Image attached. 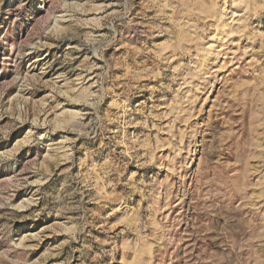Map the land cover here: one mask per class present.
Masks as SVG:
<instances>
[{
    "label": "clouds",
    "instance_id": "9594fccd",
    "mask_svg": "<svg viewBox=\"0 0 264 264\" xmlns=\"http://www.w3.org/2000/svg\"><path fill=\"white\" fill-rule=\"evenodd\" d=\"M4 4L0 264L21 189L67 230L39 264H264V0Z\"/></svg>",
    "mask_w": 264,
    "mask_h": 264
},
{
    "label": "rangeland",
    "instance_id": "374dc122",
    "mask_svg": "<svg viewBox=\"0 0 264 264\" xmlns=\"http://www.w3.org/2000/svg\"><path fill=\"white\" fill-rule=\"evenodd\" d=\"M16 4V0H5L4 7L5 9H12ZM29 7H31V11H29V15H32L37 11L35 5L25 6V11H28ZM11 19V17H9ZM0 23H7V21L0 20ZM21 31H26L23 29ZM20 35V32L17 33V36ZM57 49H44L41 52H33L30 55L24 57L23 63L24 66L31 65L33 61H35L34 70H39L43 67L45 60H37V56H43L44 52L49 53V57L52 53L56 52ZM7 55V53H5ZM45 59H48L46 57ZM49 77L46 76L47 80ZM11 79V75L5 71L0 72V85L6 83ZM16 86H12L8 88V93H15ZM31 92V90H29ZM50 89H44L42 92H38L36 98H40L43 94H45ZM215 96V92H213L212 96L209 97V101ZM207 107V104H206ZM19 131V130H18ZM15 135V134H14ZM23 152V150H21ZM44 165L41 164V167ZM8 176H0V182L3 180L9 179ZM28 189H21L16 193V203L20 206V211L17 213L19 216L24 217L23 219L17 220L14 222V228L19 231L21 237L24 240H27V237H33L32 240L27 241V243L36 245L35 247H30L27 249V252L30 254L31 258H34L36 264H39V261L42 257L45 256L47 252L54 251L66 238V229L59 217H48L46 215H39L38 217L33 218L31 213L34 211L33 207H23V203L25 200V194ZM114 223V218H110ZM58 229H64V231H60ZM59 259V257H53L47 261V264H53V261Z\"/></svg>",
    "mask_w": 264,
    "mask_h": 264
}]
</instances>
